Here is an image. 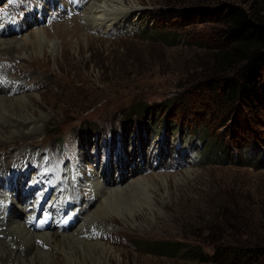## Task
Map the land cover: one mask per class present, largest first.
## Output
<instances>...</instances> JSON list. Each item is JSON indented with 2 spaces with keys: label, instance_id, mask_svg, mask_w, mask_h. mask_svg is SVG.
Returning a JSON list of instances; mask_svg holds the SVG:
<instances>
[{
  "label": "rangeland",
  "instance_id": "rangeland-1",
  "mask_svg": "<svg viewBox=\"0 0 264 264\" xmlns=\"http://www.w3.org/2000/svg\"><path fill=\"white\" fill-rule=\"evenodd\" d=\"M93 1L0 0V38L20 45L0 55V95L16 101L35 94L29 117L39 129L24 143L12 133L9 118L0 121V137H5L0 143H7L0 151V175L12 169L13 174L17 166L36 189L16 179L15 184L32 192L28 198L20 191L13 201L32 208L39 195L47 194L48 206L63 201L62 193L71 188L77 219L71 216L66 233L55 226L53 232L75 235L91 249L71 246V264H213L157 255L153 251L159 248H151L152 242L185 243L212 254L221 239L226 245L263 251L264 159L232 147L225 128L233 124L228 121L222 128L224 119L208 89L191 98L187 94L227 75L219 72L211 49L213 34L222 25L205 19L202 10L233 4L252 11L259 9L256 0H131L140 12L118 14L111 28L91 31L83 16ZM38 6L43 12L35 15L45 18L35 26L29 22L30 10ZM14 21L16 28L26 26L31 44L21 39L22 29L10 33ZM36 29L44 32L40 49L31 38ZM187 98L192 103L175 112V103ZM131 112L137 115L124 118ZM248 117L236 116L239 125L233 132L252 137L242 142L244 147L261 151L264 145L255 143L264 139V114L260 127L256 120L249 126ZM218 138L223 157L210 150ZM27 160H32L29 173ZM104 164L113 179L122 170L119 188L125 200L119 202L127 204L86 227L102 201L84 183ZM45 211L43 206L35 223L25 227L38 228ZM5 213L0 208V217ZM64 220L65 215L59 218L61 224ZM55 248L52 264L65 259L61 248Z\"/></svg>",
  "mask_w": 264,
  "mask_h": 264
},
{
  "label": "bare ground",
  "instance_id": "bare-ground-1",
  "mask_svg": "<svg viewBox=\"0 0 264 264\" xmlns=\"http://www.w3.org/2000/svg\"><path fill=\"white\" fill-rule=\"evenodd\" d=\"M85 11L86 12L84 13L83 20L86 23L87 27L91 31H99L100 28H111L112 25L115 24V22L117 21L118 18L116 17L118 16V14L129 15L133 11L140 12L141 8L136 6L131 0H129L128 4H127V0H94L91 3L90 8ZM40 20L41 18H36V15L34 14V18H31L29 22L32 25L36 26ZM25 27H26L25 25L22 26L23 32H25ZM11 31L15 33L16 30L15 28L13 29L11 28ZM31 38H34L35 43H33V45H36L39 49L42 47V44H44L45 42L44 32L40 29H36ZM21 39L25 42L26 45L29 43L31 44L32 42L30 40V36H28L26 32L22 34ZM19 47H20L19 43L17 44L16 42H11L5 37L4 39L0 38V55L8 53L9 50L16 51V49ZM5 97L6 95L5 96L0 95V116H1L0 121L1 119L3 120V118L5 117L9 118L10 120L7 121H9L11 126L14 127V131L12 133L21 136V139L25 141L24 143H27V141L34 138V136L39 131L37 122L31 120V117H29L32 109L31 107L35 103L34 98H36V95L33 93L24 94V96L15 97L13 100L16 101H8L6 99H3ZM13 103L15 104L13 105ZM1 123L0 125H2ZM0 135H1V130H0ZM0 138L5 139L4 136H1ZM6 144L7 143H2V142L0 143V151L4 149ZM140 168H142V165H137L136 169H140ZM15 169H17V172L15 175H13V179L18 180V178L20 179L18 172L19 167L17 168L16 166ZM118 170L120 171L119 176L113 179L110 176V174L108 175L109 172L107 173L108 166L106 164L100 165L98 170L95 173L91 174L92 178L90 180L88 179V181L86 180L87 182L84 183L85 186L90 185L93 187V189H95L94 198H96V201H102L101 203L102 206L94 210L93 215L91 214L92 216L89 217V220H87L88 222L86 223L87 224L86 227L89 226L91 223H95L96 220L104 221L105 219H107L108 213L114 210L119 211L121 205H124L126 203V202H122V203L119 202L120 201L119 199L125 200L124 198H122L124 194L123 193L124 190L122 189V187L119 188L120 185H122L125 177L124 175H122L123 174L122 170L120 168H118ZM10 176L11 174L9 175L7 174L6 176L3 177L2 179V182L4 184L3 189L4 186L7 187V182L11 178ZM90 181H92V184L90 183ZM18 184L19 183L13 184L14 190L23 192L25 196H28V198L31 195L32 190L33 191L36 190V189L29 190L26 188L24 189V187L21 186L23 185V183L19 184L20 186L19 188ZM27 188H29V186ZM51 189H49V191ZM66 195H68L66 194V192L64 193V195H62L64 198L63 201L59 200L56 202H50L48 206H46V204L44 203L47 194L39 195L37 197V200L32 203V208H29V204L28 206L27 205L23 206V204H21L20 201L18 202L16 200V202H14L13 198H11L12 199L11 208L9 212L5 213L7 217V222H5L4 224V226L6 227L5 231L2 229V224L0 223L1 224L0 237L5 236L4 239L3 238L0 239V264L4 263L2 261L3 259H7L9 264L10 263L11 264H52L55 258L53 251L54 250L57 251L55 247L58 248L60 247L61 248V249L59 248L60 251L63 253V255H65V259L62 261L56 258L55 264H71L73 260L71 256V252L74 251L71 248V246L74 249L79 246L82 252L85 251L89 252L91 250L90 248H88L89 247L88 245H85V242H80L78 239H76L77 237L75 238L74 237L75 235L74 236L64 235L66 233V228L69 222L72 220L71 216L72 213L74 212V207H75L74 203L65 197ZM94 203L92 205H94ZM43 206L45 207L46 210L45 211L46 217L44 220L40 221V226L38 228H36V225L31 226L30 229L35 231L37 230L38 232V233L37 232L34 233L25 226L35 223L36 218L38 217L39 212ZM69 207L70 210L68 212L67 209ZM56 210L60 211V217L65 215V220L63 224H61V221H59L60 217L58 219L57 217L55 218ZM54 226H55V230L57 227L59 231H61V229L64 227L65 233L63 235H60L61 232L59 234L53 232ZM83 228H85V224L81 226L79 229H77V232H75L76 236L82 234L81 230ZM8 238H10V240H8ZM39 242H41L42 245H40ZM61 243L63 246L61 245ZM46 249L48 250L46 251Z\"/></svg>",
  "mask_w": 264,
  "mask_h": 264
},
{
  "label": "trees",
  "instance_id": "trees-1",
  "mask_svg": "<svg viewBox=\"0 0 264 264\" xmlns=\"http://www.w3.org/2000/svg\"><path fill=\"white\" fill-rule=\"evenodd\" d=\"M255 3L259 9L252 11L233 4L212 10H202L205 19L214 20L222 25V28L213 34L215 39L213 45L210 43L208 45L210 44L211 49L215 50L219 72L227 75H219L217 79L206 81L187 94H190L188 97L191 98L192 95L200 94L208 89L210 95L218 103L216 105L217 114L221 113L224 119L222 128L228 121L233 124V127L228 129L229 131L225 128V132L233 140L232 147L235 150H244V152L248 150L252 154L251 158L252 156L256 160L261 158V162L264 159V147L261 151L252 147L247 149L242 142L252 140V137L242 138L243 134L233 132V129L239 125L238 118L235 119L236 116L241 119L248 114L246 122L251 127L255 125L254 120L259 127L263 124L261 118L264 114V0H256ZM190 98L185 99L184 102L175 103L177 106L175 112L192 103L189 101ZM136 115L137 113L131 112L124 115V118L132 119ZM204 116L206 117L205 114ZM263 140L258 139L255 143L258 148L261 143L264 145ZM220 144H223L220 138L215 139L210 150L217 156L223 157ZM218 243L213 247L212 254H203L198 247L185 243L152 242L150 244L153 246H149L153 249L155 247L160 249L159 252H157L159 249L152 250L155 254L170 258L181 256L185 260H199L213 264H264L261 262L264 258V250L260 248H237L222 243L221 239Z\"/></svg>",
  "mask_w": 264,
  "mask_h": 264
}]
</instances>
